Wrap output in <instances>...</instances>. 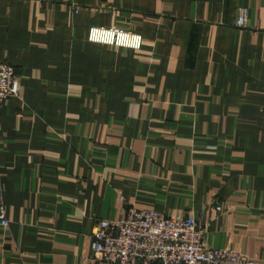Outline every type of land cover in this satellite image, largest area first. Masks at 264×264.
<instances>
[{"label": "crops", "instance_id": "obj_1", "mask_svg": "<svg viewBox=\"0 0 264 264\" xmlns=\"http://www.w3.org/2000/svg\"><path fill=\"white\" fill-rule=\"evenodd\" d=\"M0 62V264H86L121 198L264 263V0H0Z\"/></svg>", "mask_w": 264, "mask_h": 264}, {"label": "built area", "instance_id": "obj_2", "mask_svg": "<svg viewBox=\"0 0 264 264\" xmlns=\"http://www.w3.org/2000/svg\"><path fill=\"white\" fill-rule=\"evenodd\" d=\"M238 26H246L242 10ZM90 42L141 49L143 36L117 27L92 26ZM16 68L0 62V105L17 96ZM126 216L100 219L93 233L92 255L86 264H264L245 257L231 245L213 248L206 242L209 224L203 216L180 213L167 216L155 209H140L121 198ZM220 210V206L217 208ZM0 223L8 227L7 210L0 205ZM89 261V262H88Z\"/></svg>", "mask_w": 264, "mask_h": 264}]
</instances>
